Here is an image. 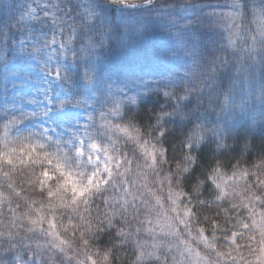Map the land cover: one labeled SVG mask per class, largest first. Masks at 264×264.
<instances>
[{"label": "clouds", "instance_id": "1", "mask_svg": "<svg viewBox=\"0 0 264 264\" xmlns=\"http://www.w3.org/2000/svg\"><path fill=\"white\" fill-rule=\"evenodd\" d=\"M144 142L162 150L155 164ZM262 158L264 0H0V264H139L137 240L151 243L164 211L179 237H158L144 264H178L185 247L201 264H255L251 228L232 255L225 239L223 257L203 247L197 219L218 217L223 237L247 213L191 188ZM169 176L196 208L190 230Z\"/></svg>", "mask_w": 264, "mask_h": 264}, {"label": "snow or ice", "instance_id": "2", "mask_svg": "<svg viewBox=\"0 0 264 264\" xmlns=\"http://www.w3.org/2000/svg\"><path fill=\"white\" fill-rule=\"evenodd\" d=\"M22 20L25 23L33 24L36 23V10L34 8H26L22 14ZM53 47H55L53 41ZM132 102H135V97L130 98ZM122 132L127 134L130 139L139 142L138 130L132 131L128 128L121 129ZM202 137L199 134L194 135L193 140L199 143ZM140 148L145 154L151 159L152 163H156V153L159 151L163 154L161 149H158L155 145H149L147 142L140 144ZM253 167L255 171L250 170L248 167H239L238 165H229L227 168L223 166H216L210 169V174L206 177L209 181L208 184L201 187L199 184L192 186L191 191L195 193H202L208 191L210 188H214V195L216 201L219 203V210L229 212L228 204H231V208H242L247 213L246 219L240 221L242 231H237L236 228H232L230 232L227 231L225 225L226 235L219 237L218 234L221 230V224L219 218L214 216L210 221H201L197 219L196 232L198 233V239L204 248L208 250L216 251L218 257H223L224 252L218 250L216 243L218 239H225L232 245V248L228 249V255H232L233 248L239 250V238L245 233H251L248 239L254 242L256 245L255 264H264V158L258 163H255ZM187 171V169H185ZM111 175V173L109 174ZM165 180L168 184L167 201L171 206L172 213L175 214L180 225L191 229V220L196 215L195 207L184 206L181 208L183 200L188 197L189 192L183 188L172 187L174 181L169 176ZM104 183H107L105 181ZM163 183V181L161 182ZM99 187V185H97ZM88 189H82L81 194ZM153 200L157 205H162V198L155 192H150ZM123 203L127 206V197L124 198ZM203 204L204 202L201 201ZM210 207V205H209ZM183 214V218L180 219V214ZM230 215V213H229ZM163 222L161 217H157L154 226L147 229L148 232L152 233L151 243L144 240H137V248L139 255L137 257L139 264H144L145 254L154 256L160 247L162 241L158 239L161 236L179 237V228L175 226V223L169 217L168 212L162 213ZM151 223V221H149ZM212 229L216 230L217 237H213ZM59 244L54 247L63 251L62 246H66L67 242L62 238H59ZM181 244L188 245V241L181 240ZM180 259L178 264H185V258L191 259L192 264H201V261H206V256L201 253L198 249L193 251L191 247H185L178 253Z\"/></svg>", "mask_w": 264, "mask_h": 264}]
</instances>
